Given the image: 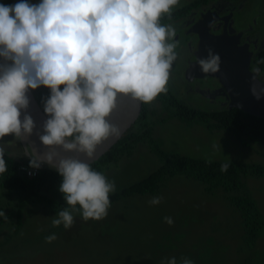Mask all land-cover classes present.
Listing matches in <instances>:
<instances>
[{
	"label": "clouds",
	"instance_id": "clouds-1",
	"mask_svg": "<svg viewBox=\"0 0 264 264\" xmlns=\"http://www.w3.org/2000/svg\"><path fill=\"white\" fill-rule=\"evenodd\" d=\"M179 0H28L0 4V141L6 136L23 141L35 122L23 115L29 107V89L51 91L44 105L48 119L39 140L45 146H62L67 152L94 157L97 146L119 129L106 119L119 94L151 103L166 91L170 69L177 59L176 36L159 21L171 14ZM219 57L200 61L207 73L218 69ZM257 73L259 69L256 70ZM255 80V77H254ZM255 94V87H253ZM259 98V97H257ZM23 115V118H21ZM4 144L0 143V174L5 173ZM30 167L39 168L31 146ZM48 152L44 161L62 177L59 191L68 207L52 219L53 226L72 227L74 212L84 221H99L111 207L114 181L89 164ZM228 164L221 165L226 172ZM154 197L150 204H159ZM77 205L79 206L77 208ZM6 214L0 211V216ZM171 224L172 219L165 217ZM46 242L57 239L49 235ZM169 264H177L172 257ZM181 264H194L183 258Z\"/></svg>",
	"mask_w": 264,
	"mask_h": 264
},
{
	"label": "rangeland",
	"instance_id": "rangeland-1",
	"mask_svg": "<svg viewBox=\"0 0 264 264\" xmlns=\"http://www.w3.org/2000/svg\"><path fill=\"white\" fill-rule=\"evenodd\" d=\"M18 2L20 0H0V4L6 5ZM28 2L38 4L41 0H28ZM239 3L244 8L241 9L242 12H239L240 15H237L238 17L234 21L240 27L246 26L245 23L248 20V24L254 21L253 25H257L256 29L258 27L263 28L264 23L263 26L259 23L263 18L260 11L264 6L258 0H238L237 4ZM241 14L243 15L241 16ZM244 14L246 15L244 16ZM178 26L177 24L171 27L177 32ZM246 31L247 33L251 32L250 29ZM255 37L254 35L251 36V41L256 42H254L256 45H253L252 49H264V32H258ZM168 42L176 44L174 51L177 54L180 51V55L177 56L170 69L168 81L169 87L178 95L179 99L202 110L211 111L228 108V99L215 80L210 78L196 80L188 87L189 85L184 78V68L188 54L192 53L193 50H180L184 41L176 40L175 37ZM259 77L264 82V73H261ZM154 132L157 146L166 151L209 161L264 165L263 145L251 141L249 146L245 147L236 137L224 130H211L197 123H188L179 119H165L158 124ZM24 140L16 141L14 136L10 135L6 136L4 141H0V143L10 141V146L4 144L5 151L9 155L18 157L21 156L20 152H22ZM30 158L33 157L30 156ZM160 164L161 161L152 152L150 144H143L132 157L112 165L103 174L115 182L117 191L154 172ZM246 184L264 215V178L247 177ZM59 187L60 184L43 195L44 199L41 206H29L23 214V219L14 217V220L9 222L5 230L1 229L0 226V243L6 242L7 237L11 233H15L14 228H20L19 232L9 241L10 245L5 248L4 256H0V264H27L15 262L20 260V258L17 259V255L25 253L27 246L30 245L40 251L52 248L53 241L48 243L42 237L54 227L52 219L57 216L54 211H60L56 204L66 203ZM4 194L0 190V201L3 204L9 201L14 205L17 202L18 197H8ZM154 197L161 198L159 204L149 203ZM228 197L222 190L217 191L214 195L208 194L200 181L177 176L171 179L168 185L163 186L156 195L146 194L145 196L138 195L123 199L118 205L125 206L124 210L122 212L116 210L111 213V218L116 223L121 222L119 225L122 229L118 230L119 232L115 235L112 233L116 231L110 232L109 230L108 234L111 235L102 237L100 230L107 226L105 220H88L85 221V225L76 229L74 223L78 220L75 219L72 227L68 229L69 232L72 230L76 233L71 234L70 232L75 245L72 243L71 253L60 255L64 259L61 264H139L138 260L142 255H146L147 250H140L138 247L163 244V237L166 234L170 235L171 242H173V238L176 240L185 239L191 248L190 250L193 251L195 248L194 251H197L198 254H200L199 249H201L198 245L207 249L204 244L208 243L209 240L206 241L208 238H212V245L208 252L219 248L227 249L229 252L225 254L226 264H233L235 260L238 262V259L242 261L246 257L250 260L254 250H258L263 254V257L255 258L256 264H264V236L259 239L255 247L247 244L241 216L231 205ZM7 212L5 211V213ZM165 217H170L172 223L169 224ZM18 222L22 223L19 224ZM210 226L216 227L217 231H213ZM65 234L68 233L65 232ZM66 238L71 244V239ZM134 238L136 239L135 242ZM124 239L130 240L125 242ZM2 250L1 248L0 251ZM84 250H91L93 254L84 258ZM227 257L234 259L229 261ZM29 260L32 264L33 262L44 264L42 257H37V260L31 258ZM49 261L47 258V264H52ZM249 264L252 263L249 261Z\"/></svg>",
	"mask_w": 264,
	"mask_h": 264
},
{
	"label": "trees",
	"instance_id": "trees-1",
	"mask_svg": "<svg viewBox=\"0 0 264 264\" xmlns=\"http://www.w3.org/2000/svg\"><path fill=\"white\" fill-rule=\"evenodd\" d=\"M233 1L234 0H179V3H182L173 6L170 16L169 14H164L159 22L171 26V24L183 21L182 19L193 15L197 16V19L199 20V12L203 11L205 7H211L210 9H212L215 8V5L222 4L234 8L231 10L234 11L233 19L235 20L237 19L236 17H238L237 15H240L239 12H242L241 9H243L244 6L240 3L237 4L238 0H235L234 3ZM258 1L264 6V0ZM263 11L264 7L260 11L261 14H263V18L259 25L264 23ZM242 15L243 14H241V16ZM245 15L246 14H244V16ZM248 23L249 20L245 23L246 26L240 27L239 24L235 22L233 23L234 25L229 28V32L237 34L238 32H246L244 33L242 43L249 42L252 44L254 42L251 41V36L254 35L255 37L258 32H264V27H258V29H256L257 25H253L254 21L253 23ZM248 29H250L251 32L247 33L246 30ZM253 52L254 56L251 69L255 73H257L256 70L259 69L257 74L260 76L261 73H264V49H255ZM185 81L187 84L190 83L186 78ZM188 87H190V85ZM33 92L44 110V105L51 95L50 89L41 86L38 89L33 90ZM159 117L161 118L158 119ZM165 119H179L188 123H197L207 129L227 131L236 137L245 147H248L249 142L251 141H256L264 146V118L247 114L239 109L229 110L226 108L223 110L208 111L194 108L181 101L178 95L169 87V84H167L166 91L161 92L151 103L143 102L141 116L132 128L129 129L128 132H126V134H124V136L118 141V143L97 162L90 165L93 170L104 173L112 165H115L123 159L132 157L143 144H150L152 152H154L161 161L160 166L154 172L137 182L126 185L125 187L118 189L115 193L110 194L109 199L111 201V207L108 209V214L104 217L105 219H101L105 220V223H107L105 229L100 230L103 235L102 237L111 235L108 234L109 230L110 232L112 230L116 231L112 233V235H115L122 229L119 225L121 222L116 223V221L111 218V213L116 210L121 212L124 210L125 206L118 205L123 199L137 197L138 195L145 196L146 194L156 195L163 186L168 185V182L171 179L177 176H184L189 179L200 181L205 186L208 194L214 195L217 191H224L229 196L228 198L231 205L241 216L243 221L242 225L245 231V241L249 246L255 247L259 239L264 236V215L246 184V178H264V165L245 164L232 161H209L182 155L176 152L166 151L160 146H157V141L154 138L155 128ZM153 144H155L154 147ZM22 147V152H20L21 156H18V154V157L11 154L14 156L12 157L5 151L4 158L8 170L5 173L0 174V190L5 193V196H16L18 197V200L14 205L9 201L7 203L5 202L4 204L6 205H4L0 201V211L4 213L5 211H8L5 213V216H1L2 220L0 221V226L3 230L8 227L11 220H14V217L23 219V214L29 206H41L44 199L43 195H45L47 191L53 190L55 186L62 182V177L58 174L55 168L42 162L38 168V174L35 177L29 176L26 172L21 171L20 168L22 166L30 168L29 162L31 160L30 155H27L25 151V146ZM225 163L229 166L226 172H222L221 165ZM9 206H11L10 209ZM56 207L60 208L61 211L65 207H68V205L66 203L56 204ZM78 207L79 206L77 205V208ZM54 213L55 215H58L57 210H55ZM73 215L74 220H78L74 223L76 229L85 225V221L82 219L79 212H74ZM56 217L57 216H55V218ZM18 223L21 224L22 222ZM210 228H212L213 231H217L216 227L210 226ZM19 229L20 228H14L15 233H11L7 237L6 242L3 241L0 243V249H3L0 251V256H4L3 252L6 253L5 248L10 245L9 241L19 232ZM65 232L68 234H65ZM70 232L71 234H76L72 230H70ZM70 232L63 227V224L58 227L54 226L44 234V237H42V239H45L49 235H56L57 239L53 241L54 244L52 245V248L50 247L45 251H40L29 244L31 247L27 246L25 253H19L17 259L20 258V260L15 263L23 262L32 264L29 260L30 258L37 260V257H42V260L44 259V264H47V258L52 264H61V261L64 259L60 255L62 253H71L72 243L75 245V241L71 237ZM66 237L71 239V244H69V240H67ZM129 240L130 239H124L125 242H129ZM163 240V244L158 246H153L152 244L150 247H141L142 245L140 247L137 246L140 250H147L146 255H142L138 260L139 264H169L172 257L176 258L177 264H181L183 258L191 259L194 261V264L227 263L225 261V254L229 252L227 249L219 248L208 252V249H210L212 245V238H208L206 240H209L208 243L204 244V247H207V249H203L202 245H198V247H201V249H199L200 254H198L197 251H194L195 248L193 251L190 250L191 248L188 246V242L185 239L176 240L173 238V242H171L170 235L166 234L163 237ZM135 241L136 239L134 238V242ZM23 254H29L31 256H24ZM83 254L85 258L93 253L91 250H84ZM221 255L223 256L221 257ZM259 257L262 258L263 254L258 250H254V253L250 256V260L246 257L242 261L238 259L237 262L235 260L233 264H249V261L252 264H256L255 258ZM227 259L232 261L234 258L227 257ZM33 264L37 263L33 262Z\"/></svg>",
	"mask_w": 264,
	"mask_h": 264
},
{
	"label": "water",
	"instance_id": "water-1",
	"mask_svg": "<svg viewBox=\"0 0 264 264\" xmlns=\"http://www.w3.org/2000/svg\"><path fill=\"white\" fill-rule=\"evenodd\" d=\"M232 16L233 14H229L225 18H220L225 23L220 34L211 32L218 21L217 12L211 10L206 14H202L199 20L192 25L187 33L195 35L198 38V44L187 62L184 77L189 81L207 78L215 80L228 99L229 110L239 109L247 114L264 118V82L251 69L254 52L251 50L250 44L247 42L242 43L240 34L229 32L228 25ZM215 56L219 57L217 71L205 73L202 70L200 61H210ZM2 59L0 58V61ZM253 87H255V94L253 93ZM28 97L29 107L23 110V115H31L35 127L33 133L25 138L23 145L25 148L31 146L39 157L37 161L45 164L48 163L44 161V156L50 151L59 153V157L54 160V163H58L59 158L72 157L89 165L94 164L107 154L132 128L143 110L142 101L130 94H119L114 109L106 119L111 125L119 129L120 135L113 134L103 140L97 146L94 157L89 158L86 153L67 152L62 146L43 145L39 140V136L45 134L43 126L48 116L32 89H29ZM23 115L21 118H23ZM26 153L30 155L28 152Z\"/></svg>",
	"mask_w": 264,
	"mask_h": 264
},
{
	"label": "flooded vegetation",
	"instance_id": "flooded-vegetation-1",
	"mask_svg": "<svg viewBox=\"0 0 264 264\" xmlns=\"http://www.w3.org/2000/svg\"><path fill=\"white\" fill-rule=\"evenodd\" d=\"M210 8L205 7L203 9V11H200L199 12V15H198L199 16L198 18H200V16L202 14H206L210 10L213 11V12H217V14H218V21L213 26L211 32H213L215 34H220L223 31V28H224V25H225L224 21L222 19H220V18H225L229 14H233V16H232V18H231V20L229 22L228 29L231 26L234 25L233 23L236 22L233 19L234 18V11H232L234 9L233 7H228L226 4H222V5H215V8H212V9H210ZM229 9L230 10L232 9V10L230 11ZM182 20L183 21H179V22H175V23L171 24V26L172 25H177V24L179 25L178 26V29H177V32H176L175 39L176 40H182V41H184V45L182 46V48L180 50H183V51H185V50H188L189 51L190 49L191 50H194L195 46L198 44V38L195 35L190 34V33H187V32L190 30V28L192 27V25L195 24L198 21L197 16H194V15L193 16H188V17H186V18H184ZM239 33L240 32H238V34ZM240 35H241V42H242V39H244L243 38L244 37V34L243 33H240ZM253 42H255V41H253ZM247 43H249V42H247ZM253 45H256V44H254V43L250 44V48H251L252 51H255V49H252V46ZM191 54L192 53L188 54L187 61H186V65H187V62H188ZM178 55H180V51L177 54V56ZM186 65H185V67H186ZM187 81L190 82V83H188L189 85H191L192 83L195 82V81H189V80H187Z\"/></svg>",
	"mask_w": 264,
	"mask_h": 264
},
{
	"label": "built area",
	"instance_id": "built-area-1",
	"mask_svg": "<svg viewBox=\"0 0 264 264\" xmlns=\"http://www.w3.org/2000/svg\"><path fill=\"white\" fill-rule=\"evenodd\" d=\"M20 169L21 171L26 172L29 176L35 177L38 174V168H33V167L28 168L22 166Z\"/></svg>",
	"mask_w": 264,
	"mask_h": 264
}]
</instances>
